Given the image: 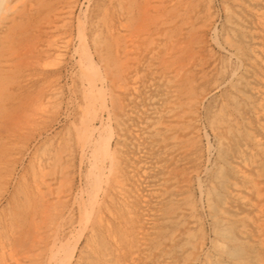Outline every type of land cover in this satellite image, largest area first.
Returning a JSON list of instances; mask_svg holds the SVG:
<instances>
[{"label": "bare ground", "instance_id": "1", "mask_svg": "<svg viewBox=\"0 0 264 264\" xmlns=\"http://www.w3.org/2000/svg\"><path fill=\"white\" fill-rule=\"evenodd\" d=\"M51 1H46L48 3L44 11L46 14L42 11L43 16H46L43 18L41 15L42 18L38 19L43 24H40L41 27L39 26L38 29L40 34L43 31L45 33L41 35L47 34L51 37H45L46 44L37 45V41L41 42L39 39L41 37H17L16 30L22 23L19 20L22 15L28 12L33 17L34 14L32 15L31 11L38 6H44L43 0H0V130L4 132L3 129H6V135H8L7 138H3L2 132L0 133V186L15 180L8 169L13 168L22 150L27 151V148L15 151L13 141L9 142L12 130L16 127H13L14 121L21 119L20 121L25 123V117L35 115L38 112L37 109L44 107L50 99L57 98L58 95L55 83L57 80L53 78L55 82L45 81L44 84L49 87L44 86V90L38 91L39 94L34 96L36 107L31 108V103L29 105L28 100H24L26 102L22 106L26 108L24 111L26 114L19 113L18 119L15 120L13 94L16 93L15 89H18L19 84L24 81L17 79L19 72L28 68L30 63H37L39 66L40 59H37L39 57L52 54L63 55L68 49L70 37H64L67 34H63L64 31H61L63 35L55 34L51 24L58 18L62 21L73 18L72 12L78 7V0H57L55 4ZM262 1L264 2V0H247V2L227 0V4L236 7L239 13L244 12L241 9H246L245 11L254 14L255 24L252 28L256 31L254 36L250 28L252 31L246 40L248 43L246 46H250L247 54H244L246 50L244 53L240 51L243 48L239 49L237 45L239 42L233 43L228 40L229 38L226 39L228 41L225 45L219 44V50H224L228 59H232L237 65L229 76L235 75L237 69L243 72L241 68H252L255 72L248 74L246 70L247 80L245 84L242 82V86L237 84L239 85L236 89L237 98L233 89V94L230 95L233 96L232 105L229 109L226 108L227 112L222 110L223 106L220 107V111L217 110L218 113H211L212 115L206 118L210 133L215 139L214 146L218 148L217 156L220 158L219 165L216 166L217 174L222 172L220 170H223V167H226L224 169L229 167L233 173V175L227 174L228 176L224 178V188L217 187L224 189L229 198L244 201V205H248V208L249 205L251 208L255 207L253 210L255 216H253L254 213L251 215L254 217L253 227L255 228L252 230L247 228L252 225L247 226V222L244 223L248 219H245V215L236 214L237 207H234L236 204L233 206L227 203L226 199L223 202L218 200L220 203L218 205L216 203L217 206H215L204 190L201 173L209 168L208 155H211L215 148L210 145L206 131L200 127L197 115V110L207 93L199 89L197 91V87L195 88L191 66H200L201 58L198 57L200 60L193 58L194 54L190 51L193 47L188 51L187 44L185 45L180 37L182 30L190 32L188 30L191 25L189 3L186 0H116L114 9L117 24L113 23V26L117 25V27L105 28L107 32L105 35L108 34L109 38L99 37L102 35V33L99 34L100 30L92 31L96 32V35L99 34L98 37H86L85 24L81 18L87 7L83 12L79 8L81 11H78L76 17L78 23L76 39L83 53V60L77 62L76 67L74 66V73L77 74L79 81L80 100L74 101V105L71 103L76 108L74 120L70 122L72 130L68 132L67 129L68 136L61 143L58 142L56 149L46 148L44 144V148L37 153L34 152L35 155L28 161L26 170L28 178L26 174H23L20 181L17 179L20 183L17 185L19 187L15 196L7 190L4 192L3 195H9V201L6 202L5 208L0 209V264H224L226 261L219 258L225 249L224 241L211 239L210 246L215 250L210 254L204 247L206 237L204 238L202 234L195 237L192 234V229L198 224L194 216L198 206L209 211L208 215L212 217V221L217 214L219 218H216L215 222L219 219L229 225L239 219L241 223H237L238 232L234 233L236 231L234 230L233 233H238L247 240L251 239L256 247L263 248L264 251V174L259 173L253 176L251 171L255 163L253 158L255 152L252 148L257 149L256 152L264 161V10L257 6ZM109 3L112 5V2ZM111 5L108 4V6ZM234 11V15L230 13L232 11L229 12V16L234 19L231 17L232 20L227 22L233 29L235 27L244 29L248 26L244 24L245 19ZM107 12L109 11H106V14ZM111 13L114 14V12ZM181 14L190 16L188 15L185 21L183 17L181 18ZM36 15L39 14L36 13ZM113 16L110 19H114ZM105 17L103 16L104 19ZM34 20L37 21V19ZM100 22L103 21L100 20ZM36 24L38 25V22ZM104 26L107 25L104 24ZM26 29L17 30V33H24ZM232 34L231 36H236L235 32L234 35ZM223 37L227 38L226 34ZM192 41L190 43H193ZM41 64L43 65V62ZM29 75L26 74L24 77ZM218 76L221 75L218 74ZM157 83L161 86L158 94L154 92ZM233 86L234 84L230 88ZM138 89L142 90L143 94H138ZM139 95L140 103L137 102L139 105H136L134 99ZM70 96H73L72 91ZM238 98L246 101L250 110L244 112L241 111L242 109L237 110ZM132 100L133 103H130ZM135 100L139 101V98ZM31 102L33 104L34 100ZM67 102L69 105L71 101ZM119 105L120 115L123 117L119 121L123 120L126 130L117 126L118 131L113 144L111 139L112 134L115 133L112 132V125H114L113 122L119 124L117 117L120 116L119 109L115 110L114 107ZM15 108L17 109L16 105ZM70 110L73 111L72 107ZM29 112L32 114L27 115ZM69 115L68 113L66 116ZM251 117H254V123H250ZM28 122L27 120L26 123ZM117 127L114 130H117ZM140 137L145 139L146 144L148 143L147 145L144 143L146 146L140 144L143 142H140ZM233 139L241 140L238 141L239 146L235 152L229 148V146L232 147L230 143ZM122 141H127L128 149L126 148L124 159L120 162L116 158V150L119 147L117 145ZM71 144H75L74 148ZM200 144L204 153H207V159L203 161L202 158L199 168L184 167L179 156L191 153L195 146ZM250 144L253 145L252 148L249 147ZM71 149H74L77 157L76 174L83 180L75 188L71 181L74 169L70 163L73 155ZM223 153L224 156H222ZM186 169L188 170L185 171ZM218 177L221 178L222 175ZM220 178H218V184L223 181L219 180ZM102 180L108 185L105 188L101 184ZM243 180H246L247 185L240 183ZM17 186H15L16 189ZM191 187L197 190V198H191L189 191ZM248 194L254 196L253 200L251 199L252 202L248 200ZM71 196L76 213H73L74 210L68 206ZM224 196L222 198H225ZM157 220L162 224L157 226ZM251 220L250 218L248 221L251 222ZM213 228L217 229L212 226ZM223 228H225L224 224ZM226 228L228 229L227 226ZM84 232H86L85 241L79 245ZM218 232L214 231L213 234ZM238 239L233 238L236 242ZM180 241H184L185 244L179 245ZM241 249L244 250V247ZM256 249L248 253L251 261L261 259L260 255L263 252L261 251L262 254L259 255ZM173 251L178 252L176 256L180 255L178 260H174ZM241 251L240 253H244ZM238 260L233 258L229 264H240L239 262L249 264L250 261ZM260 262H264V259Z\"/></svg>", "mask_w": 264, "mask_h": 264}, {"label": "rangeland", "instance_id": "2", "mask_svg": "<svg viewBox=\"0 0 264 264\" xmlns=\"http://www.w3.org/2000/svg\"><path fill=\"white\" fill-rule=\"evenodd\" d=\"M42 1V0H41ZM46 1H48V0H46ZM45 1V3H44V0H43V2H42V4H44V6L42 7V6H38V7H36V8H34L33 9V11H31V13H32V15H33V17L31 16V14H29L28 12V14L26 13V14H24V15H22V18L21 19H19L20 20V22L22 21V23H20L21 24V26H20V24H19V28L20 29H26L27 27V29L26 30H24V31H22V32H24V33H21V32H19V33H17V30H20L19 28L16 30V36L17 37H34L35 36V38L37 37H41V38H39V39H41V42L40 41H37L36 39V41H37V45L38 44H42V45H44V44H46V40H45V37L46 36H49V37H51L50 35H47V34H45V35H41V34H44L45 32H43V31H41V34H40V32H39V26L41 27V25H43V24H41L40 22L41 21H38V19H39V17H41V15H42V17L44 18V16H46V15H44L43 16V13H44V11H45V7H46V4H48L47 2ZM51 1V0H50ZM56 1L57 0H55V2L52 0L51 1V3H53V4H55L56 3ZM59 1V0H58ZM57 1V2H58ZM93 1V2H92ZM115 1L116 0H88V1H86V0H78V7L77 8H75L74 10H73V12H72V17L73 18H67V19H63V21H62V19L61 18H58V19H56L54 22H52V24H51V28L52 29H54L53 31H54V33L55 34H59V33H61L62 34V32H63V34L64 33H67V34H65L64 35V37L66 36V37H70V40H69V42H68V45H67V47H68V49L66 50L67 52L65 53V54H63V55H55L54 56V54H52V55H48V56H42V57H39V58H37V59H40L39 60V62H40V65L38 66V64L37 63H30V65L28 66V68H26L25 70H22V71H20L19 72V74H18V77H17V79L19 80H24L23 81V83H21V84H19V87H18V89H15V91H16V95L15 94H13V99L14 100H12V102H13V104H14V109L17 111V115H16V111H15V120H17L18 118V115H19V113H24V115L26 114L24 111H25V109L26 108H23L24 106H22V105H24L25 104V102L28 100V104L29 103H31V108H32V106H35V99H34V96L36 97L38 94H39V92H41V90H44V86H45V88L46 87H49L47 84V86L44 84V83H46L45 81H54L55 82V80L54 79H56L57 81L55 82L56 84H57V98H53V99H50L49 100V102L44 106V107H42V108H40V109H37V111L38 112H36L35 113V115H31V116H27V115H30V114H32L31 112H29L26 116L27 117H25V123H23L22 121H20V123L19 124H21V125H19V124H17L18 122L17 121H14L15 122V124L13 125V127L14 126H16V127H14V129L13 130H15L14 132H13V130H12V135H10V139L11 140H9V142L10 143H12V141H13V146H15L16 148V150L15 151H20V150H22V149H25V148H27V151H28V153H27V151L26 150H22L21 151V153H20V155H19V157L17 158V160H16V162H15V165L13 166V168H9L8 169V171H10V173L13 175V177H15V180H13V181H11L9 184H4V186H0L1 188H0V209L1 208H5L6 206H7V204H6V202L7 201H9V195L8 194H6V195H3L4 194V192L7 190L8 192H10V193H13L14 194V196L16 195V191L18 190V187L19 186H17V185H19V181L21 180L20 178H21V175H25L26 174V177L28 178V174H27V168H28V161L31 159V157L32 156H34L35 155V153L34 152H38L40 149H42V148H44V144H45V147L46 148H50L51 150H53V149H56L57 147H58V145H59V143H61L62 141H63V139L65 138V137H67L68 136V132H70V129H71V123L70 122H72L73 120H74V112H76V108L73 106L74 104H75V102L76 101H78L79 102V93H78V90H79V81H78V77H77V74H75L74 73V66H75V64L77 63V62H79V61H82L83 59H82V56H83V53L81 52V50H80V48H79V46H78V43H77V39H76V37H78L77 36V25H78V23H77V21H76V17H77V14H78V11H81L82 10V12L85 10V8H86V10H85V14L83 13L82 14V21L84 22V24H85V32H84V34H85V36L86 37H98L99 36V34L101 35V33H102V35L101 36H99V37H107V38H109L108 37V34L107 35H105V33H107L105 30V28L107 27V28H110V26H111V28H112V26H113V23L115 24H117V21H116V19H117V16L115 17V7H114V5H115ZM192 1H193V3H192ZM196 3H195V2ZM206 3H205V2ZM209 1V2H208ZM226 1V2H225ZM244 1H246L247 2V0H244ZM87 2V3H86ZM90 2V3H89ZM104 2V3H103ZM108 2V3H107ZM109 2H112V5H111V3H109ZM186 2L187 3H189L188 4V7H189V9H188V11H189V13H190V15H191V17H189L188 15L187 16H184V14L182 15L181 14V18L183 17L184 18V20L185 21H187L186 19L189 17L190 19H189V22L191 23V25H190V28H191V30H190V28H188V30L190 31V32H186V31H184V30H182L181 32H182V34L180 35V37H182L181 39H182V41H183V43L186 45V46H188V51H189V49H191L192 47V49H194V50H190L193 54H194V56H193V58H201V60H200V62H201V65L199 66V65H194V66H191L193 69H191L192 70V72H191V76L193 77V79H195L194 80V84H195V88L197 89V91H198V89H199V91H202V92H206L207 93V95L205 96L206 98H204L203 100H202V104H201V106L203 105V107H199V109L197 110V115H198V121H199V125H200V127L204 130V131H206V133H207V137H208V139H209V143H210V145H212V147L213 148H215V149H213V152H211L210 154L211 155H208L209 156V161H208V163H209V168L207 169V171L204 169L203 171H202V173H201V179L203 180V183H204V190H205V192L208 194V196L211 198V200H212V202H213V204L215 205V206H217L220 202H223V201H226V199L229 201H227V203H230V204H233V206L236 208V214H238V213H240V214H238L239 216H243V215H245L246 217H245V219H247L246 221H244V223L246 224V222H247V226L248 225H252V227H247L248 229H250V230H252V229H254L255 227H253V225H254V222L255 221H253L254 219V217L253 216H255V211H253V210H255V207H253L252 206V208L250 207L251 205H249V208H250V210H249V208H248V205H244V201L243 202H240L239 200H237L236 198L234 199V198H229V196L227 195V193L225 192V190L223 189V190H221L222 188H224L223 186H224V184H223V182L225 181V179L224 178H226L228 175H233V173H232V171H231V169L229 168V167H227L228 169H224V168H226V167H223V170H220V171H222V172H218V174L221 176L222 175V177L220 178V177H218L219 175L217 174V168H216V166L217 165H219V163H218V161H220V158L217 156V153H216V151L218 150V148L216 147V146H214L215 145V139H214V137L212 136V134L210 133V130H209V127H208V125H207V123H208V119L206 120V118L208 117V116H211L212 114H216V113H218V111H220V109L222 108V110H225V112H227V110H226V108L227 109H229V107L232 105L231 103V100H232V97L230 96L231 94H237L236 93V89L238 88L237 86H239V85H237V84H241L240 86H242V84L244 83L245 84V82H246V80H247V78L246 77H248V74H249V72L250 73H254L255 72V70L254 71H252L253 69L252 68H241V70L243 71V72H240V71H238V69H237V73H235V75H233V76H229V75H231V71L232 70H234V69H236V67H237V65H236V63H234V61H232V59H228V57H227V54H225L224 52V50H219L220 48V45H225V43L229 40V41H231V42H233V43H235L236 42V44L238 45V47H239V49H242L243 48V50H240L241 52H245V50H246V52L244 53V54H247V50H248V47H250V46H246V45H248V43H247V37L250 35V32L253 30V34H254V36H255V33L254 32H256V31H254V28H252L253 26H254V24H255V17H254V14L252 13H249V12H247V11H245L244 9H241L242 11H244V12H240L239 13V10H237V8L236 7H233V5H231V4H227V0H223V2H222V0H186ZM80 3V4H79ZM82 3V4H81ZM208 3V4H207ZM260 4H257V6H259V7H262L261 9L262 10H264V2L262 1V2H259ZM85 4V5H84ZM102 4V5H101ZM105 4H106V6H105ZM108 4H110L111 6H108ZM193 4V5H192ZM225 5V6H227V7H225V6H223L222 7V5ZM93 5V6H92ZM207 7H206V6ZM101 7V9H100V7ZM209 6V7H208ZM231 8H229V7ZM232 6V7H231ZM90 7V8H89ZM96 7V8H95ZM111 7V8H110ZM192 7H193V9H192ZM37 8H39L38 10H37ZM44 8V9H43ZM81 10H80V9ZM223 8V9H222ZM226 8V9H225ZM35 9H36V13L37 14H39V15H36V13H35ZM100 9V10H99ZM113 9V10H112ZM193 10V12H192V10ZM40 10H41V12H40ZM105 10V11H104ZM224 10V11H223ZM226 10V11H225ZM232 11V12H230V11ZM233 10H235L234 12H238V14L242 17V18H244L245 20V22H244V24L245 25H248V26H246L244 29H242V28H240L239 27V29H238V27H235L234 29L230 26V24L228 23V22H230L231 20H232V18L234 19V17H230L229 15H230V13H232L233 14ZM240 10V11H241ZM38 11V12H37ZM42 11H43V13H42ZM75 11V12H74ZM98 11V12H97ZM106 11H109V12H107V14H106ZM227 11H229L228 13H227ZM100 12H101V14H100ZM111 12H114V14H112ZM209 12H210V14H209ZM245 12H246V15H247V17H246V15H245ZM98 13L100 14V15H98ZM192 13V14H191ZM224 13H227V14H224ZM244 15H243V14ZM44 14H46V13H44ZM242 14V15H241ZM28 15H30V16H28ZM114 15V16H113ZM234 15V14H233ZM25 16H27V17H25ZM100 16V18H98ZM103 16L106 18V19H104L103 18ZM112 16H113V18L115 19H110V18H112ZM219 16V17H218ZM35 17H37V18H35ZM41 17V18H42ZM85 18V19H84ZM96 18H97V21H96ZM209 18V19H208ZM28 19V20H27ZM34 19H37V21L36 20H34ZM211 19V20H210ZM227 19V20H226ZM29 21V22H27V21ZM33 20V21H32ZM41 20V19H40ZM100 20H102L103 22H100ZM105 20H106V23H105ZM226 20V21H225ZM24 21V22H23ZM36 21V23L38 22V25L36 24H34V22ZM42 21H45L44 19H42ZM99 21V22H98ZM113 21V22H112ZM115 21V22H114ZM208 21V22H207ZM228 21V22H227ZM32 22H33V24H32ZM97 22V23H96ZM216 22V23H215ZM30 25H29V24ZM54 23V24H53ZM111 23V24H110ZM206 23V24H205ZM28 24V25H27ZM41 24V25H40ZM92 24V25H91ZM104 24L105 25H107V26H104ZM110 24V25H109ZM211 24V25H210ZM215 24V25H214ZM88 25V26H87ZM99 25V26H98ZM26 26V27H25ZM30 26V27H29ZM117 27V25H114L113 26V29L114 28H116ZM209 26V27H208ZM214 26H216L215 27V29H213V31H212V28L214 27ZM35 27H38L37 29H35ZM93 28V30H92V28ZM206 27H208V28H206ZM228 27V28H227ZM247 28V29H246ZM252 30H251V29ZM89 29V30H88ZM97 29V30H96ZM102 29V30H101ZM225 29H226V31H225ZM242 30V32H241V30ZM27 30H30V31H27ZM33 30V31H32ZM35 30V31H34ZM38 30V31H37ZM98 30H100V33L98 34V35H96L95 33L96 32H98ZM234 30V32H235V35L236 36H231V34L232 35H234V32H232ZM240 30V31H239ZM250 30V31H249ZM62 31V32H61ZM92 31H96V32H92ZM102 31V32H101ZM216 31V32H215ZM237 31H239V32H237ZM246 31V32H245ZM249 31V32H248ZM28 32H30L29 34H27ZM43 32V33H42ZM88 32V33H87ZM185 32V33H184ZM193 32V33H192ZM224 34H223V33ZM225 32H228L229 34H227V33H225ZM237 32V33H236ZM243 32H244V34H243ZM248 32V33H247ZM94 33V34H93ZM189 33L191 34L190 36H189ZM215 33H216V35H215ZM239 33V34H238ZM240 33H242L243 35H244V38H242L243 37V35L242 34H240ZM19 34V35H18ZM23 34V35H22ZM62 34V35H63ZM91 34V35H90ZM223 34V35H222ZM226 34V36H227V38H224L223 36ZM39 35V36H38ZM93 35V36H92ZM104 35V36H103ZM195 37H194V36ZM214 35H215V37H214ZM228 35H229V37H228ZM242 35V36H241ZM44 36V37H43ZM59 36V35H58ZM57 36V37H58ZM184 36H187V37H184ZM192 36V37H191ZM202 36V37H201ZM209 36V37H208ZM240 36V37H239ZM43 37V38H42ZM59 37H62L61 35L59 36ZM189 37H190V39H189ZM208 37V38H207ZM213 37V38H212ZM234 37V38H233ZM236 37H238V38H236ZM257 37V36H256ZM192 38L194 39L193 41H192ZM197 38V39H196ZM216 38V39H215ZM219 38V39H218ZM221 38H222V40H221ZM229 38V39H228ZM243 40H242V39ZM38 39V40H39ZM44 39V40H43ZM189 39V40H188ZM213 39H215V40H213ZM218 39V40H217ZM226 39H228V40H226ZM187 40H188V42H187ZM196 40V41H195ZM216 40H217V42H216ZM234 40H236V41H234ZM44 41V42H43ZM190 41H192L193 43H190ZM211 41V42H210ZM221 41V42H220ZM244 41V42H243ZM246 41V42H245ZM43 42V43H42ZM187 42V43H186ZM198 42V43H197ZM206 43V44H205ZM216 44L218 45L217 47H216ZM220 44V45H219ZM245 44V45H244ZM184 45V46H185ZM190 45H192V46H190ZM202 45V46H201ZM222 45V46H223ZM240 45V46H239ZM242 45H244V46H242ZM241 47V48H240ZM245 48V49H244ZM222 49V48H221ZM195 50H197V51H195ZM212 53V55H210L211 53ZM197 55H196V54ZM204 53V54H203ZM196 55V56H195ZM209 55H210V57H212V58H210L209 57ZM205 56V57H204ZM214 56V57H213ZM226 56V57H225ZM47 57V58H46ZM48 57H51V58H49L48 59ZM43 58V59H42ZM208 58V59H207ZM219 59H220V61H219ZM230 60V61H229ZM206 61V62H205ZM223 62V64L225 63L226 65H223L222 64V62ZM228 61V62H227ZM41 62H43V65L41 64ZM215 62V64H213ZM221 62V63H220ZM227 62V63H226ZM193 63V62H192ZM207 63V64H206ZM219 63L221 64V65H219ZM228 63H230V64H228ZM234 63V64H233ZM34 64H36V65H34ZM33 65V66H32ZM42 65V66H41ZM193 65V64H192ZM233 65V66H232ZM198 66V67H197ZM219 66H220V68H219ZM222 66H224V67H222ZM76 67V66H75ZM210 67V68H209ZM230 67V68H229ZM195 68V69H194ZM221 70V72H218V71H220L219 69ZM223 68H224V70H223ZM228 68V69H227ZM227 69V70H226ZM28 70V71H27ZM240 70V69H239ZM246 70H248V74L246 73ZM27 71V72H26ZM227 72V73H224V72ZM235 72H236V70H235ZM23 73V74H22ZM34 73H35V75H34ZM224 73V74H223ZM238 73H239V75H238ZM244 73H245V78H244ZM26 74H30L28 77H24V75H26ZM218 74H220L221 76L219 77L218 76ZM241 74H243L242 76H240ZM23 75V77H21ZM225 75V76H224ZM237 75L239 76V77H237ZM17 76V75H16ZM31 76V77H30ZM237 78H236V77ZM21 77V78H20ZM30 77V78H29ZM77 77V78H76ZM217 78V80L215 81V79ZM233 77V78H232ZM241 77V78H240ZM27 80H26V79ZM54 78V79H53ZM199 78V79H198ZM234 78H235V80H234ZM242 78H244V79H242ZM30 79V80H29ZM201 79V80H200ZM223 79V80H222ZM241 79V80H240ZM219 80H220V82H219ZM231 80V81H230ZM240 80V81H239ZM74 81V82H73ZM234 81V82H233ZM41 82V83H40ZM71 82V83H70ZM216 82L218 83V84H216ZM226 82V83H225ZM232 82V83H231ZM237 82V83H236ZM238 82H240V83H238ZM243 82V83H242ZM158 84V83H157ZM156 84V85H157ZM222 84V85H221ZM224 84V85H223ZM232 84H234V86L232 87V88H230L231 86H232ZM155 85V91L154 92H156V94H158V93H160V90H161V86L158 84V86L160 87H158V86H156ZM220 85V86H219ZM218 86V87H217ZM41 87H42V89H41ZM76 87V88H75ZM157 87H158V89H157ZM236 87V88H235ZM140 89L142 88V87H139ZM202 88V89H201ZM40 89V90H39ZM140 89H138V91L140 90ZM233 89H234V92H233ZM206 90V91H205ZM39 91V92H38ZM70 91H72V95L73 96H70ZM137 91V93L138 94H143V92H142V90L141 91H139L138 92ZM78 94H77V93ZM233 92V93H232ZM32 95H33V97H32ZM160 95V94H159ZM29 96H30V98H29ZM70 96V97H69ZM23 97V98H22ZM75 97V98H74ZM212 97V98H211ZM238 96L236 95V98H237ZM28 98V99H27ZM32 98V100H30L29 101V99H31ZM72 98V99H71ZM139 98V101L137 100H135V99H138ZM210 98V99H209ZM228 98V99H227ZM17 99V100H16ZM135 99H134V103L137 105H139V103H140V95L137 97H135ZM206 99V100H205ZM208 99V100H207ZM239 100H237V102L239 103H237V105H236V108H237V110H241V111H246V110H250V106H249V104H247L246 103V101H244V100H242V99H240V98H238ZM24 100H26L25 102H24ZM34 100V102H33V104H32V102L31 101H33ZM71 101L70 102V106L68 105V102L67 101ZM125 100V99H124ZM210 100V101H209ZM75 101V102H74ZM126 101V100H125ZM207 101V102H206ZM137 102H139V103H137ZM71 103H73V105L71 104ZM130 103H133V100L132 101H130ZM205 103V104H204ZM229 103V104H228ZM234 103H236L235 101H234ZM241 103V104H240ZM222 104V105H221ZM15 105H16V107H17V109L15 108ZM20 105V106H19ZM30 105V104H29ZM240 107H239V106ZM247 105V106H246ZM228 106V107H227ZM36 107V106H35ZM72 107V109H73V111L72 110H70V108ZM221 107V108H220ZM242 107V108H241ZM20 108V109H19ZM117 108V109H116ZM243 108H245V109H243ZM249 108V109H248ZM19 109V110H18ZM30 109V108H29ZM114 109L115 110H118L119 109V111L118 112H120V113H118V112H116L115 114L118 116V114L120 115L121 114V108H120V105L119 106H115L114 107ZM67 110H68V112H67ZM218 110V111H217ZM213 111H214V113H213ZM70 114L69 116H66L67 114ZM118 113V114H117ZM212 113V114H211ZM208 114V115H207ZM72 115V116H71ZM35 116V117H34ZM33 117V118H32ZM17 118V119H16ZM24 118V117H23ZM28 118V119H27ZM70 118V119H69ZM71 118H72V120H71ZM118 119H117V121L119 122V124H117L116 122H113V124L114 125H112V132L113 133H115V134H112V139H111V142L114 144V137L116 136V133H117V131H118V127H123L125 130H126V127L124 126V124L122 123V121L123 120H121V121H119L121 118L123 119V117H122V115H120L119 117H117ZM29 121V122H31V123H26V121L27 120ZM250 123H254L253 121H254V117H251L250 119ZM17 124V125H16ZM26 124V125H25ZM29 124V125H28ZM123 126H122V125ZM119 125V126H118ZM114 126V127H113ZM118 126V127H117ZM206 126V127H205ZM20 127H22V128H20ZM115 127H117V130H114L115 129ZM67 129H68V132H67ZM18 130V131H17ZM22 130V131H21ZM72 130V129H71ZM3 131L5 132H2V129L0 130V133L2 134V137L3 138H7V136L8 135H6L7 134V132H6V129H3ZM115 131V132H114ZM256 132V131H255ZM209 135V136H208ZM60 140V141H59ZM139 140H140V142L141 141H143V142H141L140 144L141 145H145L146 143V141H145V139H141V137L139 138ZM234 140V139H233ZM231 141V143H230V145L232 144V147L231 146H229V148H230V150L232 149V151H236L237 150V148H238V146H239V142L238 141H241V140H238L237 139V141ZM59 142V143H58ZM127 142V141H126ZM125 141H122V142H120L118 145H117V147H118V150H116V155L118 156H116V158L117 159H119L120 160V162L121 161H123V159H124V155L126 154V150L128 149V143H126ZM234 142V143H233ZM33 143V144H32ZM50 143V144H49ZM57 143V144H56ZM145 143V144H144ZM236 143V144H235ZM15 144V145H14ZM124 144H125V147H123L124 146ZM148 144V143H147ZM146 144V145H147ZM21 145V146H20ZM72 145V144H71ZM75 145V144H74ZM74 145H72L73 147L72 148H74ZM145 145V146H146ZM22 146H24V148H22ZM121 146V147H120ZM127 146V147H126ZM253 147V145L252 144H250L249 145V147L250 148H252ZM17 147H18V149H17ZM21 147V149H19ZM123 148H124V150H123ZM127 148V149H126ZM217 148V149H216ZM203 149V147L201 146V144L200 145H198V146H195V148H194V150L189 154V153H186V154H182L181 156H179V159H180V161L182 162V163H184V167H186V168H199V166L201 165V162H202V158H203V161L204 160H206L207 159V157H206V155H207V153H204V150H202ZM233 149H235V150H233ZM119 150H121L120 152H119ZM252 151H254L255 152V154L252 152ZM252 154H254L253 156H255V157H253L254 159H255V163L252 165L253 167H251V168H253V170H251V171H253L252 173V175L253 176H256L257 174H264V161L260 158V155L258 154V152H256L257 151V149L255 150L254 148H252ZM71 152H72V154L74 155H72V157H71V159H70V163H71V165H72V167H74V169H73V173L71 174V181H72V186H73V188H75L77 185H79V183L82 181L83 182V180H82V178L81 177H78L79 175H77L76 173V170H77V157H76V154L74 153V149H71ZM123 152V153H122ZM120 153H122V154H120ZM258 155V156H257ZM123 156V157H122ZM195 156V157H194ZM197 156V157H196ZM222 156H224V153L222 154ZM256 156H257V158H256ZM205 158V159H204ZM73 159V160H72ZM188 159V160H187ZM254 159H253V161H254ZM259 159V160H258ZM187 160V161H186ZM252 160V159H251ZM257 160V161H256ZM262 160V161H261ZM184 161V162H183ZM186 161V162H185ZM196 162V163H195ZM214 162V163H213ZM186 163V164H185ZM195 165V166H193V165ZM197 164V165H196ZM252 164V163H251ZM257 164V165H256ZM74 165V166H73ZM75 165H76V167H75ZM191 167H190V166ZM189 166V167H188ZM257 166V167H256ZM10 167H12V166H10ZM212 167V168H211ZM256 167V168H255ZM256 169V172H258V173H256L255 172V169ZM259 170H258V169ZM12 169V170H11ZM188 169H186L185 171H187ZM75 171V172H74ZM263 171V173H261ZM226 172H228V173H226ZM204 173V174H203ZM222 173H224V174H222ZM74 174V175H73ZM211 174V175H210ZM228 174V175H227ZM256 174V175H255ZM225 175V176H224ZM227 175V176H226ZM214 176H216L215 178H213ZM204 178V179H203ZM218 178H220L219 180H223L222 181V183L221 182H219V184H218ZM17 179L19 180V181H17ZM78 179H80V181L78 180ZM207 180V181H206ZM103 181V180H102ZM14 182V183H13ZM209 182V183H208ZM12 183H13V185H12ZM206 183V184H205ZM240 183H242L244 186L245 185H247V182H246V180H243V181H240ZM101 184L102 185H104V188L106 187V186H108L104 181L103 182H101ZM214 184V185H213ZM15 186H17V189H16V187ZM208 186V187H207ZM210 186V187H209ZM214 186H216V187H214ZM221 187V189L220 188H218V187ZM217 188V189H216ZM16 189V190H15ZM194 187H191L190 189H189V191H190V196H191V198H197L198 197V193H197V190L195 189V191H194ZM215 189V190H214ZM213 192H212V191ZM9 193V194H10ZM194 193V194H193ZM216 193H217V195H216ZM12 194V195H13ZM197 194V195H196ZM220 194V195H219ZM221 195H225L224 197L225 198H222L223 196H221ZM251 194H248V196L249 197H247L248 198V200L250 199V201L252 202V198H254V196L253 195H251ZM4 196V197H3ZM218 196V198H216ZM215 197V198H214ZM213 198V199H212ZM252 199V200H251ZM214 200H215V202H214ZM218 200H220V202H218ZM230 200H231V202H230ZM71 201V202H70ZM236 201V202H235ZM8 203V202H7ZM216 203H217V205H216ZM240 205V207H239V205ZM242 204V205H241ZM68 206L70 207V208H72L74 211H73V213H76V210H75V205H73V198H72V196L71 197H69V201H68ZM72 206H74V207H72ZM243 207H247V208H243ZM245 209V210H244ZM247 209V210H246ZM206 208H204V207H199L198 206V208H197V210H196V212L194 213L195 215V217H196V219H197V221H198V224H196V226H195V228H193L192 229V234L195 236V237H197L198 235H200V234H202L203 235V237L205 238V248L207 249V252H210V254H212L213 252H214V250L215 249H213V247H211L210 246V240L212 239V240H222V241H224L225 242V249H224V251H223V253L221 254V256H219V258L221 259V258H223V260L224 261H226V262H224V264L226 263V264H229V261H231V260H233V258L235 259H239V260H244V259H247V260H250V258H249V254L248 253H250L249 251H254V249H256V248H258V247H256L255 246V244L251 241V239H248L247 240V238H245V237H241L238 233L237 234H234V233H236V232H238V224H240L241 222H240V220L238 219V218H236V219H238L237 220V222H236V220L234 221V222H232V223H229V225L227 224L226 225V223H224L222 220H219L218 219V221L216 220V222H215V219L216 218H219V216L216 214V215H214V217H213V219H214V221H212V217L210 216V215H208V213H209V211L207 210ZM249 210V211H248ZM202 211H203V214H202ZM245 211V212H244ZM248 211V212H247ZM197 212H199V214L197 213ZM241 213H243V214H241ZM246 213V214H245ZM250 213V214H249ZM252 213H254V215L252 214ZM201 214V215H200ZM203 215H204V217H203ZM251 215H253V216H251ZM202 216V217H201ZM248 216V217H247ZM252 219L251 220V222L250 221H248L250 218ZM203 220H202V219ZM201 221H203V222H201ZM209 221V222H208ZM160 221H156V223H157V226L158 225H161L162 223H159ZM223 222V223H222ZM250 224H249V223ZM220 223H222V224H220ZM238 223V224H237ZM252 223V224H251ZM220 224V225H219ZM223 224H224V227L226 228V226L228 227V229L226 228H223ZM236 224V225H235ZM211 225V226H210ZM226 225V226H225ZM163 226V225H162ZM203 226V227H202ZM212 226H214V227H216L217 229L215 230V228H213L212 229ZM233 226V227H232ZM202 227V228H201ZM211 228V229H210ZM220 228H222L226 233H224V231H222V229H220ZM236 228V229H235ZM206 230V231H205ZM212 230H213V232L215 231V232H217V231H219L218 233H216V234H213V232H212ZM220 230H221V232H220ZM230 230V231H229ZM234 230H236L235 232H234ZM208 231V232H207ZM231 231H232V235H231ZM223 232V233H222ZM234 232V233H233ZM85 233L86 232H84L82 235H81V239H80V241H79V245H81V243L83 244L84 243V241H85ZM207 233H209V234H207ZM206 235H208V236H206ZM231 235V236H230ZM237 235V236H236ZM238 235H239V237H238ZM212 237V238H211ZM241 237V238H240ZM224 240H223V239ZM233 238H235V239H237V238H239L240 239V241H239V239H238V241L236 242V240H233ZM209 239V240H208ZM243 239V240H242ZM226 240V241H225ZM241 240L242 241H244L243 243L241 242ZM246 240V241H245ZM249 241H250V243H249ZM208 242V243H207ZM179 243H181V244H179V245H181V246H183L184 244H185V242L184 241H180ZM184 243V244H183ZM249 243V244H248ZM252 246H251V245ZM208 245V246H207ZM241 245V246H240ZM242 247H244V250L243 249H241ZM252 247V248H251ZM248 248L249 250H247L246 251V249ZM250 249H253V250H250ZM211 250V251H210ZM244 251V253H240V251ZM228 251V252H227ZM230 251V252H229ZM241 251V252H242ZM263 252V254H262V252ZM174 252V251H173ZM212 252V253H211ZM239 252V253H238ZM256 252H259L258 254L260 255V254H262L263 255V259H264V251H263V248H258V249H256ZM175 253V256H176V253L178 254V252H174ZM247 253V254H246ZM246 255V256H244V255ZM174 255V254H173ZM234 255V256H233ZM240 255H241V257H240ZM262 255H260V257H261V259H260V261H262L263 259H262ZM174 256V260H178L177 258H179V256L177 255L176 257ZM232 256H233V258H232ZM236 256H238V257H236ZM246 257V258H244V257ZM248 256V257H247ZM231 257V258H230ZM249 258V259H248ZM227 259V260H226ZM200 260V259H199ZM238 260V261H239ZM247 260H244V261H247ZM253 261V262H252ZM250 260L249 261V264H258V262H260V261H257V260ZM255 261V262H254ZM257 261V262H256ZM228 262V263H227ZM240 264H244L243 262H239ZM260 263H264V262H260ZM259 263V264H260Z\"/></svg>", "mask_w": 264, "mask_h": 264}]
</instances>
